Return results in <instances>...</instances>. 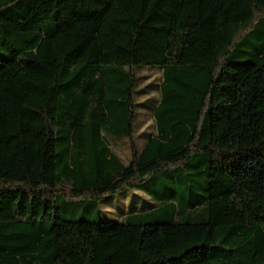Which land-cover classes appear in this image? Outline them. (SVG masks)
<instances>
[{"label":"trees","instance_id":"trees-1","mask_svg":"<svg viewBox=\"0 0 264 264\" xmlns=\"http://www.w3.org/2000/svg\"><path fill=\"white\" fill-rule=\"evenodd\" d=\"M0 264H264V0H0Z\"/></svg>","mask_w":264,"mask_h":264},{"label":"rangeland","instance_id":"rangeland-1","mask_svg":"<svg viewBox=\"0 0 264 264\" xmlns=\"http://www.w3.org/2000/svg\"><path fill=\"white\" fill-rule=\"evenodd\" d=\"M137 70L140 80L137 88L138 95L136 97L138 103L136 140L141 147L147 136L155 134L152 109L159 98V84L162 79V71L158 66L142 67ZM114 150L124 159H127L129 156L124 143L115 144ZM148 202L151 203L152 208L157 205L156 202L149 200V197L137 189H127L108 194L99 203V209L105 218L118 221L132 209L146 208ZM58 204L63 217L66 219H81L83 215L88 213L83 209V203L77 202L73 204L68 201H62Z\"/></svg>","mask_w":264,"mask_h":264}]
</instances>
